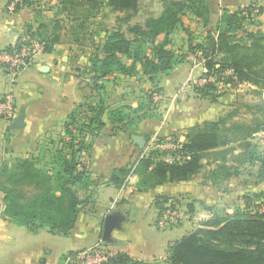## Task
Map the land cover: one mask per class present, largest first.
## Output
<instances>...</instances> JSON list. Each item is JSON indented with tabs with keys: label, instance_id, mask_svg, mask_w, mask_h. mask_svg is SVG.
I'll use <instances>...</instances> for the list:
<instances>
[{
	"label": "trees",
	"instance_id": "1",
	"mask_svg": "<svg viewBox=\"0 0 264 264\" xmlns=\"http://www.w3.org/2000/svg\"><path fill=\"white\" fill-rule=\"evenodd\" d=\"M11 1H16L14 12L40 3ZM207 4L208 0H165L158 15L143 18L140 0H59L51 19L44 18L41 9L34 10L33 24L25 27L23 37L39 42L42 53L49 54L60 44L90 50V68L85 75L91 95L68 114L55 149L47 147L29 159L1 164L0 217L30 233L47 230L52 235H68L78 214L92 203L89 169L93 140L107 124L124 132L137 131L142 121L153 116L157 109L154 98L160 93L158 81L185 61V54L174 49L176 33L186 36L187 54H199L206 75L216 78L215 84L194 88L199 96L214 102L217 86L227 85L249 84L257 94L264 91V34L248 31L255 24L253 10H224L215 28L205 31L201 43L193 44L183 20L191 16L206 27ZM104 11L113 14L114 21L109 28L94 32L91 20ZM22 38L2 52L10 54L27 46ZM138 73L151 89L134 105L111 106L105 84L115 83L117 77L135 78ZM242 108L251 113L249 122L235 120L236 108L216 122L188 129L179 149L170 152V162L164 160L167 153L156 148L165 140H158L133 168L115 170L108 183L119 189L133 174L138 177L137 191L145 192L167 183L187 182L202 169L207 154L213 155L214 163L219 161L207 175L212 184L236 176L241 166L264 164V157L250 144L255 134L264 132V103ZM260 198L264 201V194ZM167 204L165 199L155 203L159 215L176 206ZM168 254L165 264H264V212L258 208L232 214L213 212L169 247ZM106 264L154 263L117 254Z\"/></svg>",
	"mask_w": 264,
	"mask_h": 264
},
{
	"label": "crops",
	"instance_id": "2",
	"mask_svg": "<svg viewBox=\"0 0 264 264\" xmlns=\"http://www.w3.org/2000/svg\"><path fill=\"white\" fill-rule=\"evenodd\" d=\"M162 1L165 0H157V12L146 16L158 15ZM44 3L14 12L11 0H0V52L23 37L25 27L33 24L34 10H42ZM57 4L56 0H51V9ZM207 5L206 27L191 16L183 20L184 27L192 33L193 44L203 41L207 29L215 28L224 10L237 13L250 7L255 24L249 26L248 31L264 34V0H208ZM42 14L51 19L54 13ZM177 35L181 36L180 45L187 50V38L182 32L172 37L174 45L179 44L174 40ZM89 54L88 48L60 44L54 46L51 53L38 55L14 80L0 68V98L7 93L14 96L13 119L0 120V166L16 159H29L44 148L57 147L66 117L91 95L85 75L90 68ZM199 56L187 54L182 64L160 78L157 109L150 119L140 123L137 131L124 132L107 124L102 134L93 140L89 169L93 182L92 203L78 214L68 235H52L47 230L30 233L0 217V264H63L70 253L79 254L97 245L113 256L124 254L137 262L165 264L168 248L194 231L196 221L201 223L210 217L215 211L211 194L238 182V175L217 184L207 179L214 164L219 162H213V155L203 158L202 169L187 182L167 183L145 192L137 191L138 177L133 174L119 189L108 183L115 170L133 168L142 155L154 149L158 140L177 138L181 142L188 129L216 122L235 109H231L232 103L222 102L227 90L223 86H217L218 97L214 102L194 91L205 71ZM105 85L111 106L134 105L136 98L152 87L140 73L135 78L117 77L115 83ZM18 117L22 118V128L10 131L9 127ZM132 137L143 141L142 150L132 142ZM160 199L179 209L182 217L179 226L159 227L160 215L155 203ZM111 215H121L124 221L112 232L110 241L104 243L103 221Z\"/></svg>",
	"mask_w": 264,
	"mask_h": 264
},
{
	"label": "rangeland",
	"instance_id": "3",
	"mask_svg": "<svg viewBox=\"0 0 264 264\" xmlns=\"http://www.w3.org/2000/svg\"><path fill=\"white\" fill-rule=\"evenodd\" d=\"M37 1H39L40 3L42 2V4L43 2H45L44 5H42V12L50 14L54 13L55 10H52L50 7L51 0ZM140 1L143 5L142 7H140V16L142 18L143 16H146L151 12L155 13L159 10L157 0ZM56 2H59V0H56ZM113 21L114 15L110 14L108 11H104L100 13L97 18H95V20H91V22L93 23L92 30L94 32H97L102 27H108L112 25ZM180 37V35H177L175 36L174 40L179 43ZM174 49H176L179 54L186 53L185 56L187 55V50H185L184 46L182 47L180 43L177 44ZM223 87H225L227 90L222 98V102H229V104L232 103L231 109L239 108L238 115L237 117H235V120H240L241 122H249L252 115L250 112L243 109L242 106H255L262 102L264 103V91H262L260 94H257L254 90L255 88H252L247 84L227 85ZM230 91H234L233 94H231ZM125 92H128V90ZM250 144L256 148V153L258 156L264 157V132L255 134L250 139ZM237 175L236 177L238 178V182L236 184L230 187H222V189L218 190V193L211 194V196L214 197L211 202L216 204H214V206L212 207L213 211H219V214H223V212H225L226 210H232L233 213L236 211L239 212L240 210L244 209L246 211L248 210L249 212H253L256 211V208H258V210L263 213L264 201L259 200L261 199V195L264 194V164L256 163L253 166H241L237 171ZM174 209H176V211H178V213L180 214L178 208L175 207ZM181 222L182 217H180L177 220V223L171 227H177ZM195 225V229H197L200 225V222L196 221Z\"/></svg>",
	"mask_w": 264,
	"mask_h": 264
},
{
	"label": "built area",
	"instance_id": "4",
	"mask_svg": "<svg viewBox=\"0 0 264 264\" xmlns=\"http://www.w3.org/2000/svg\"><path fill=\"white\" fill-rule=\"evenodd\" d=\"M16 1L12 3L14 8ZM21 42L27 44L22 47L19 51H14L10 54L0 52V68H4L7 76L14 80L24 69L31 66L35 58L42 54V45L34 40H29L23 37ZM203 64V60L198 58ZM204 76L199 80L198 86H205L207 84H215L216 78L214 76H207L204 71ZM154 101H158L155 97ZM14 113V96L11 93H7L0 98V120L9 122L13 119ZM180 141L173 142L171 140H165V142L158 143L156 148L161 152L167 153L164 160L167 162L171 161L169 156L170 152H174L179 149ZM181 215L176 209H167L161 213L158 221L160 228L167 229L177 223V220ZM113 255L106 251L101 246L97 245L87 251L81 252L74 257H65L63 264H106Z\"/></svg>",
	"mask_w": 264,
	"mask_h": 264
},
{
	"label": "water",
	"instance_id": "5",
	"mask_svg": "<svg viewBox=\"0 0 264 264\" xmlns=\"http://www.w3.org/2000/svg\"><path fill=\"white\" fill-rule=\"evenodd\" d=\"M22 128V118H16L11 126L9 127L10 131L18 130ZM132 142L140 149H143L144 143L140 138L132 137ZM124 221L123 216H106L103 221V228H102V241L107 243L110 241L111 234L114 230L118 229L120 224Z\"/></svg>",
	"mask_w": 264,
	"mask_h": 264
}]
</instances>
